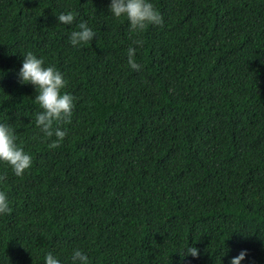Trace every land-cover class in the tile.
<instances>
[{
  "label": "trees",
  "instance_id": "16d2710c",
  "mask_svg": "<svg viewBox=\"0 0 264 264\" xmlns=\"http://www.w3.org/2000/svg\"><path fill=\"white\" fill-rule=\"evenodd\" d=\"M108 3L0 0V121L32 157L19 177L0 163V264H264V0H152L162 23L138 34ZM81 21L96 38L74 47ZM26 51L73 96L59 143L18 82Z\"/></svg>",
  "mask_w": 264,
  "mask_h": 264
},
{
  "label": "clouds",
  "instance_id": "9594fccd",
  "mask_svg": "<svg viewBox=\"0 0 264 264\" xmlns=\"http://www.w3.org/2000/svg\"><path fill=\"white\" fill-rule=\"evenodd\" d=\"M107 12L115 19H126L130 33H141L148 25L161 24L162 19L155 9L152 0H109ZM57 24H72L74 14L72 11H62L56 15ZM96 33L85 22L81 21L75 29L68 34V43L74 47L92 41ZM134 43L139 44V41ZM135 48L127 49L126 62L130 69L138 70L139 65L134 58ZM20 84H30L35 92L32 101L38 106L39 111L34 113L35 125L45 137L55 136L54 143H59L66 135V129L53 128L54 122L61 119L67 121L71 117L73 109V96L63 91L66 80L63 74L54 66L46 65L43 58L26 51L20 60L17 71ZM0 163L6 164L13 175L22 176L31 167L32 157L16 142V135L12 126L0 121ZM10 201L5 192L0 191V215L10 211ZM227 249H220L221 255ZM247 249H240L234 256H230L228 264H242L247 256ZM182 257L198 256V249L188 245ZM69 264H89L87 253L81 248H73L68 256ZM43 264H61L60 259L52 252H47L43 258Z\"/></svg>",
  "mask_w": 264,
  "mask_h": 264
}]
</instances>
